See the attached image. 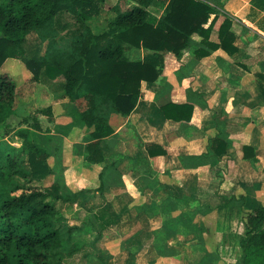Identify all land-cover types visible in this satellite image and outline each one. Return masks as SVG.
<instances>
[{"label": "crops", "instance_id": "1", "mask_svg": "<svg viewBox=\"0 0 264 264\" xmlns=\"http://www.w3.org/2000/svg\"><path fill=\"white\" fill-rule=\"evenodd\" d=\"M219 2L210 40L218 42L228 15L237 50L196 58L202 43L195 33L179 57L166 52L157 79L140 82L132 111L110 113L101 162L86 159L93 137L75 104L59 85L48 92L46 105L64 116L56 119L60 146L39 143L40 131L34 137L52 154L56 178L49 180L60 194L78 192L55 202L75 227L59 264H240L241 215L264 189V0ZM142 55L125 50L129 59ZM2 67L19 68L12 58ZM167 103L191 104L190 120L166 118Z\"/></svg>", "mask_w": 264, "mask_h": 264}, {"label": "trees", "instance_id": "2", "mask_svg": "<svg viewBox=\"0 0 264 264\" xmlns=\"http://www.w3.org/2000/svg\"><path fill=\"white\" fill-rule=\"evenodd\" d=\"M105 0H0V68L6 59H18L33 81L60 80L64 95L79 106L78 120L91 127L93 140L85 144L87 161L101 162V138L109 135L110 113L128 115L136 105L140 82L157 79L166 52L179 57L193 34L201 37L196 58L222 48L237 50L232 20L226 15L218 28V42L210 40L219 0H132L126 9L113 6L115 15L100 33L89 22ZM159 2L155 22L148 6ZM70 21L63 20V14ZM207 24V26H205ZM64 40L59 46V32ZM37 39L29 40V34ZM46 41L45 52L40 43ZM141 48V59H129L125 50ZM16 83L0 71V134L14 130L18 147L0 143V264H59L63 241L75 227L63 221L57 200L72 201L78 192L62 196L53 174L51 154L35 140L41 130L37 114L17 118ZM191 104L161 106L166 118L189 121ZM50 120L49 106L38 110ZM161 153H164L161 150ZM261 202L244 210V237L240 241L242 264H264V189Z\"/></svg>", "mask_w": 264, "mask_h": 264}, {"label": "rangeland", "instance_id": "3", "mask_svg": "<svg viewBox=\"0 0 264 264\" xmlns=\"http://www.w3.org/2000/svg\"><path fill=\"white\" fill-rule=\"evenodd\" d=\"M208 1H211V0H208ZM133 4L134 2L132 0H105L103 4L101 5L99 14L95 16L93 20L89 22L93 32L100 33L105 29L109 20L112 19L115 15V12L113 11V6L118 7L120 9H126ZM161 10H162V5L159 2L149 5L148 6L149 21L154 22L156 20V17L160 15ZM63 20L70 21V17L69 15H67V13L63 14ZM63 35H64V31L59 32L58 36L55 37L59 46H63L64 44L63 42L64 40H62L60 37ZM28 39L29 40L37 39L36 34L34 33L29 34ZM40 47H41V52L42 53L45 52L46 41H42L40 43ZM14 60L16 61L20 69L15 67V68L9 69L8 71H5L3 69L4 67L1 66L0 68L1 72L9 73L16 83L14 107H15V111L17 114V118L11 121V125L15 127L17 119L23 115H27L28 113L30 115L37 114L41 119V126H42L40 133L37 134V140L39 141V143L44 144L47 142V146L49 149L53 148L56 145L60 146L61 141L57 133H61L62 127L56 125V119L59 120L64 116L54 115L53 119L50 120L47 116L37 113L38 110L47 106L46 105L47 100L45 99V97L48 95L49 91L58 88L60 80H53L47 85L36 83V81H33L30 79V73L27 71L24 64L18 59H14ZM44 80L45 79H43L42 81ZM34 95L38 97L39 99L35 98ZM74 104H75L76 110L77 109L79 110V106L77 102H75ZM50 132H52V134H50ZM0 143L12 144L15 147H18L17 143L19 144L17 138L14 136L12 131L6 136H1L0 134ZM49 153L51 154V152ZM55 168L56 166L54 164L53 170H55ZM53 176L54 178H56V175H54V173H53ZM50 178H52V175ZM48 180H49V177L43 182H39V183L34 182L31 184L42 187L46 184V181ZM251 208L252 207H247L246 211ZM244 213L245 211H243L241 215L242 220L244 218ZM239 257L241 256L240 255L238 256V262L242 264Z\"/></svg>", "mask_w": 264, "mask_h": 264}]
</instances>
